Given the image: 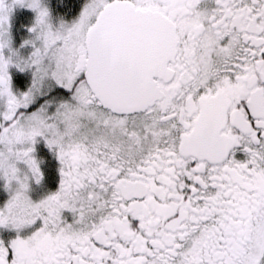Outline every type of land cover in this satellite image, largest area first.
<instances>
[{"label":"snow or ice","instance_id":"6c2138e0","mask_svg":"<svg viewBox=\"0 0 264 264\" xmlns=\"http://www.w3.org/2000/svg\"><path fill=\"white\" fill-rule=\"evenodd\" d=\"M38 137L61 179L34 202ZM0 180V264H264V0H86L58 26L0 0Z\"/></svg>","mask_w":264,"mask_h":264},{"label":"flooded vegetation","instance_id":"af4514ba","mask_svg":"<svg viewBox=\"0 0 264 264\" xmlns=\"http://www.w3.org/2000/svg\"><path fill=\"white\" fill-rule=\"evenodd\" d=\"M13 91L23 92L31 84L32 76L25 80L22 76L11 77ZM33 153L39 168L43 174V178L39 183L30 180V189L28 195L34 202L46 197L48 194L58 190L60 183V164L55 150L49 149L44 138L38 137L37 143L34 145ZM242 154H238L241 156ZM10 198V194L4 188V181L0 180V207H2ZM33 228L25 229L21 235L29 234ZM17 232L11 228H0V240L5 243L15 238Z\"/></svg>","mask_w":264,"mask_h":264},{"label":"rangeland","instance_id":"374dc122","mask_svg":"<svg viewBox=\"0 0 264 264\" xmlns=\"http://www.w3.org/2000/svg\"><path fill=\"white\" fill-rule=\"evenodd\" d=\"M10 2V0H9ZM50 11L51 21L54 26H58L61 21L71 24L79 17L86 0H42ZM35 20V12L27 7L14 6L10 16V34L12 37V47L18 49L20 53L27 56L31 53V46L20 47L25 39L32 35L28 29ZM9 74L12 78L22 76L25 80L32 76V72L25 69L21 72L14 65L9 67Z\"/></svg>","mask_w":264,"mask_h":264}]
</instances>
